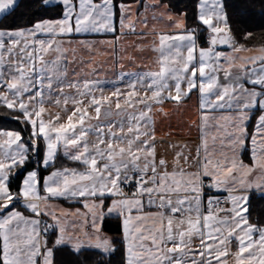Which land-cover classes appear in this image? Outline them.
Segmentation results:
<instances>
[{"label": "snow or ice", "instance_id": "1", "mask_svg": "<svg viewBox=\"0 0 264 264\" xmlns=\"http://www.w3.org/2000/svg\"><path fill=\"white\" fill-rule=\"evenodd\" d=\"M253 3L29 0L20 26L21 0H0L13 15L0 18V108L17 125L0 129V264L117 252L119 264H264V223L250 219L264 199V43L233 22ZM109 62L112 80L99 75ZM193 95L195 119L163 132L168 105Z\"/></svg>", "mask_w": 264, "mask_h": 264}, {"label": "trees", "instance_id": "2", "mask_svg": "<svg viewBox=\"0 0 264 264\" xmlns=\"http://www.w3.org/2000/svg\"><path fill=\"white\" fill-rule=\"evenodd\" d=\"M175 8L184 10L185 6H190L192 0H172ZM239 0H227V3L231 6L237 4ZM29 3V0H21V6L17 8L14 18L16 23L20 26H26L29 16L32 11L35 9L28 8L26 5ZM261 6L259 0H254L253 9L243 17L244 23H240V17L233 15V22L239 27L244 28L246 31L254 33L255 39L249 42V46H259L264 43V17L261 16ZM231 11V8L229 9ZM0 18L6 19L7 22H11L13 15L9 13L3 14ZM2 22V20H0ZM244 42L243 40L241 41ZM14 114L8 113L4 108H0V129H13L15 130L17 125L15 120L12 118ZM61 163L64 166H71V162L62 160ZM251 216L250 219L252 222L264 223V199H261L258 195L254 196L252 203L250 205ZM105 232L110 235H115V224H111L109 227L105 228ZM89 255V253H85ZM120 253L117 252L115 256L112 257V264H119ZM83 260L84 257L82 256ZM96 257L93 255L91 260L85 261V264H95Z\"/></svg>", "mask_w": 264, "mask_h": 264}, {"label": "crops", "instance_id": "3", "mask_svg": "<svg viewBox=\"0 0 264 264\" xmlns=\"http://www.w3.org/2000/svg\"><path fill=\"white\" fill-rule=\"evenodd\" d=\"M77 39H102L104 38L101 35H81V36H77ZM98 59H103V57H99ZM144 63L148 64L150 63V57L146 56L144 58ZM140 62L137 61V64L134 66L132 64H127L125 66V71H131V70H136V68L139 67ZM101 78H107L108 80H112L114 79V77L111 74V63L109 62L108 64L104 65V71H101L99 73ZM198 104V100L197 97L195 95L192 96L191 99H188L184 102V105L177 110L175 105H168L167 110H169L172 113L171 119L170 121H165L163 125H159L160 128L163 129V132H167L168 128H167V124L171 123L173 126L181 123V122H190L191 120L195 119V112H196V107ZM177 131H180L181 129H176ZM183 131L185 133H187L188 129L187 127H185L183 129ZM163 132L158 131L157 135H162ZM196 137V133H195V129H193V134L191 136V139H195ZM59 203L62 204V206L64 207H68L70 202L67 201H58ZM108 234V233H107ZM110 235V234H108Z\"/></svg>", "mask_w": 264, "mask_h": 264}, {"label": "rangeland", "instance_id": "4", "mask_svg": "<svg viewBox=\"0 0 264 264\" xmlns=\"http://www.w3.org/2000/svg\"><path fill=\"white\" fill-rule=\"evenodd\" d=\"M3 14H5V13H0V17H1ZM7 130H13V129H7Z\"/></svg>", "mask_w": 264, "mask_h": 264}]
</instances>
